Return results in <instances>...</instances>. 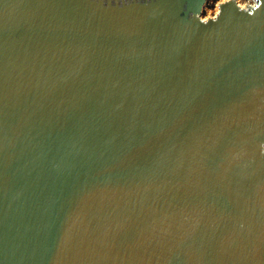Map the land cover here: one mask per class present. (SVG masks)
<instances>
[{
	"label": "water",
	"instance_id": "obj_1",
	"mask_svg": "<svg viewBox=\"0 0 264 264\" xmlns=\"http://www.w3.org/2000/svg\"><path fill=\"white\" fill-rule=\"evenodd\" d=\"M0 0V264H264V0Z\"/></svg>",
	"mask_w": 264,
	"mask_h": 264
},
{
	"label": "rangeland",
	"instance_id": "obj_2",
	"mask_svg": "<svg viewBox=\"0 0 264 264\" xmlns=\"http://www.w3.org/2000/svg\"><path fill=\"white\" fill-rule=\"evenodd\" d=\"M224 0H205L199 17L202 20L212 18L211 5L221 3ZM229 1V0H228ZM240 8H244L245 5H252V0H234Z\"/></svg>",
	"mask_w": 264,
	"mask_h": 264
},
{
	"label": "bare ground",
	"instance_id": "obj_3",
	"mask_svg": "<svg viewBox=\"0 0 264 264\" xmlns=\"http://www.w3.org/2000/svg\"><path fill=\"white\" fill-rule=\"evenodd\" d=\"M202 7H203V5H202ZM201 10H202V8H201Z\"/></svg>",
	"mask_w": 264,
	"mask_h": 264
}]
</instances>
